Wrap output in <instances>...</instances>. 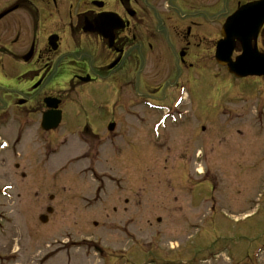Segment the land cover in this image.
<instances>
[{
    "label": "rangeland",
    "instance_id": "1",
    "mask_svg": "<svg viewBox=\"0 0 264 264\" xmlns=\"http://www.w3.org/2000/svg\"><path fill=\"white\" fill-rule=\"evenodd\" d=\"M214 38L197 41L203 72L150 61L116 107L101 99L117 136L94 150L0 119V264H264V79L220 69ZM125 177L132 207L113 214Z\"/></svg>",
    "mask_w": 264,
    "mask_h": 264
},
{
    "label": "flooded vegetation",
    "instance_id": "2",
    "mask_svg": "<svg viewBox=\"0 0 264 264\" xmlns=\"http://www.w3.org/2000/svg\"><path fill=\"white\" fill-rule=\"evenodd\" d=\"M261 1L0 0V119L17 122L23 131L40 124L44 112L59 110L57 128H40L47 138L61 130L62 137L80 138L87 148L108 135L113 139L116 111L97 112L101 99L108 97L116 107L119 89L139 82V74L149 72L150 61L160 65L175 57L173 63L168 61L175 71H195L199 64L205 68L196 56L206 48L197 41L218 39L232 14ZM257 17H264L261 7L250 10L245 20ZM98 19L107 35L88 28H94ZM256 37L253 43L264 54V20ZM239 53L237 45L232 57ZM220 69L230 75L225 67ZM48 98L55 100L51 103L56 107L47 105ZM111 124L114 129L109 131ZM94 155L100 157L88 149L81 159ZM116 155L106 158L109 164ZM95 156L89 168L95 167ZM112 183L116 191L110 210L127 212L132 207L133 184L127 177L114 178Z\"/></svg>",
    "mask_w": 264,
    "mask_h": 264
},
{
    "label": "water",
    "instance_id": "3",
    "mask_svg": "<svg viewBox=\"0 0 264 264\" xmlns=\"http://www.w3.org/2000/svg\"><path fill=\"white\" fill-rule=\"evenodd\" d=\"M264 9V0L258 5L246 6L237 10L222 26V38L217 42L215 48V59L220 65L227 66L230 73L236 77L246 76H264V54L258 52L256 45L253 43L256 40L259 28L264 20V17L246 21L245 18L250 10ZM98 19L94 28L88 27L90 30H96L99 33L107 35L104 29L103 22ZM239 42L242 53L232 60V53ZM51 100V99H50ZM48 102V101H47ZM48 105H51L48 103ZM56 107V104L52 105ZM60 112H47L43 115L41 127L45 130L57 126L60 120ZM51 212V208L47 209ZM42 222L46 221V216H42Z\"/></svg>",
    "mask_w": 264,
    "mask_h": 264
}]
</instances>
